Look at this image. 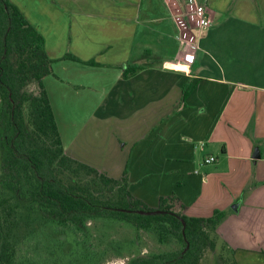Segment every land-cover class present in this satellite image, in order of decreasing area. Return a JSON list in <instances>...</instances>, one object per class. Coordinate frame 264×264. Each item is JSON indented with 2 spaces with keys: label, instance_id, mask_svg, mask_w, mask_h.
<instances>
[{
  "label": "crops",
  "instance_id": "1",
  "mask_svg": "<svg viewBox=\"0 0 264 264\" xmlns=\"http://www.w3.org/2000/svg\"><path fill=\"white\" fill-rule=\"evenodd\" d=\"M12 1L44 36L53 66L78 67L75 85L99 96L101 169L118 178L127 167L130 190L150 207L175 195L190 216L225 211L218 232L237 264H264V0H200L212 25L190 67L174 63L165 0ZM68 51L79 60L62 59ZM127 63L138 68L125 76ZM48 93L66 151L93 164L69 152L79 135L65 128V142Z\"/></svg>",
  "mask_w": 264,
  "mask_h": 264
},
{
  "label": "trees",
  "instance_id": "2",
  "mask_svg": "<svg viewBox=\"0 0 264 264\" xmlns=\"http://www.w3.org/2000/svg\"><path fill=\"white\" fill-rule=\"evenodd\" d=\"M66 58L79 60L69 51ZM56 61L22 10L0 0V264H102L106 247H98L89 225L99 220L131 226L128 243L135 246L140 231L169 246L126 264H201L220 243L231 254L221 253L220 263L237 264L235 250L218 233L225 211L190 216L175 195L150 207L130 190L127 167L116 178L66 151L44 82L55 75ZM125 68L127 76L138 67ZM32 83L36 91L28 88Z\"/></svg>",
  "mask_w": 264,
  "mask_h": 264
},
{
  "label": "rangeland",
  "instance_id": "3",
  "mask_svg": "<svg viewBox=\"0 0 264 264\" xmlns=\"http://www.w3.org/2000/svg\"><path fill=\"white\" fill-rule=\"evenodd\" d=\"M61 63L64 64L63 61H61ZM54 68L59 77L57 75H49L44 78V82L46 88L51 93L54 108L57 113L59 112L58 119L60 125L62 126V133L65 137V142H69L67 139V133L64 131L65 128H69L70 132H73L71 137L79 135L78 141L73 144V146L69 149V152L72 153V151L75 150L74 152H76L79 157H84L93 164H96L97 161L100 169L104 168L102 167L103 165H100L98 159V147L96 146H99V143L95 139L96 134L92 133L95 132L94 129L92 131V128L97 126L96 122L92 118V115L96 109L97 103L99 102V96L91 94L87 87L82 88L83 84L81 87L75 85L76 83L79 84L80 81L76 79L79 75L78 67L68 68L64 66L60 68L58 65L56 67L54 66ZM53 77H55V79L57 78V80H54ZM28 88L32 91H36L37 85L32 83ZM86 126L87 128H85ZM82 127L83 130H81ZM107 151V156L109 157V154L112 151L110 146L107 148ZM117 152L114 151L113 153L117 154ZM1 160L2 156L0 152V174ZM89 225L93 229L96 241L101 242L98 247L102 249L106 247L102 264H126L133 256L147 255L162 249H169V246L165 247L164 244H159L155 235L147 231L139 232L140 242L138 243V246L128 243V241L134 237L135 230L127 224H110L99 220L92 221ZM112 241L115 242L110 245ZM123 241L125 245L123 244ZM117 242L122 244L121 248L114 247V244ZM170 247L172 248L174 246ZM221 253H223L225 257L231 256L228 249L221 250L220 243L217 250H209L205 253L201 264H221Z\"/></svg>",
  "mask_w": 264,
  "mask_h": 264
},
{
  "label": "built area",
  "instance_id": "4",
  "mask_svg": "<svg viewBox=\"0 0 264 264\" xmlns=\"http://www.w3.org/2000/svg\"><path fill=\"white\" fill-rule=\"evenodd\" d=\"M172 11L177 26L176 37L179 50L175 56V64L190 67L196 60L200 39L205 30L212 25L211 10L207 2L200 0H165ZM216 161L214 155H208L205 163Z\"/></svg>",
  "mask_w": 264,
  "mask_h": 264
},
{
  "label": "water",
  "instance_id": "5",
  "mask_svg": "<svg viewBox=\"0 0 264 264\" xmlns=\"http://www.w3.org/2000/svg\"><path fill=\"white\" fill-rule=\"evenodd\" d=\"M260 153L258 151V149H256L255 153H254V157H259ZM237 206V205H236ZM161 210H149V211H145V210H140V213H144V214H154L157 212H160Z\"/></svg>",
  "mask_w": 264,
  "mask_h": 264
},
{
  "label": "bare ground",
  "instance_id": "6",
  "mask_svg": "<svg viewBox=\"0 0 264 264\" xmlns=\"http://www.w3.org/2000/svg\"><path fill=\"white\" fill-rule=\"evenodd\" d=\"M185 66V65H184ZM185 67H187V66H185Z\"/></svg>",
  "mask_w": 264,
  "mask_h": 264
}]
</instances>
